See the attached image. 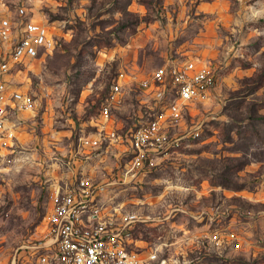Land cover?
<instances>
[{
    "label": "rangeland",
    "instance_id": "374dc122",
    "mask_svg": "<svg viewBox=\"0 0 264 264\" xmlns=\"http://www.w3.org/2000/svg\"><path fill=\"white\" fill-rule=\"evenodd\" d=\"M18 3L53 43L8 76L33 106L0 134V264L28 256L49 185L68 179L73 163L113 183L124 212L146 220L137 236L165 244L181 264H264V0H6L0 19H15ZM186 60L214 76L178 127L182 135L199 128L197 139L129 182L122 145L72 159L77 138L101 123L97 110L118 71L146 75ZM152 104L126 90L110 125L124 133ZM201 234L217 239L193 238Z\"/></svg>",
    "mask_w": 264,
    "mask_h": 264
},
{
    "label": "built area",
    "instance_id": "2783aa9c",
    "mask_svg": "<svg viewBox=\"0 0 264 264\" xmlns=\"http://www.w3.org/2000/svg\"><path fill=\"white\" fill-rule=\"evenodd\" d=\"M28 11L18 3L15 19H0V134L18 113L33 106L32 98L10 83L12 67L45 55L53 43L45 25ZM213 86V74L198 61L167 62L146 75L118 71L97 110L101 123L77 138L72 159H91L102 146L122 145V152L128 154L123 175L129 182L164 161L183 140L199 137L197 127L185 135L178 127L187 107L204 101ZM130 89L146 94L153 104L146 119L120 134L110 125L112 110ZM72 165H65L70 167L68 179L50 183L42 235L26 247L31 251L20 264H181L166 255L165 244L137 236L136 228L146 220L124 212L123 204L111 194L113 183L97 181L81 166L74 170ZM193 238L213 242L217 236Z\"/></svg>",
    "mask_w": 264,
    "mask_h": 264
}]
</instances>
